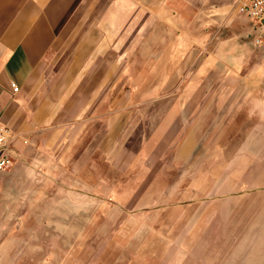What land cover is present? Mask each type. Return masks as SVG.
Here are the masks:
<instances>
[{
    "label": "rangeland",
    "instance_id": "374dc122",
    "mask_svg": "<svg viewBox=\"0 0 264 264\" xmlns=\"http://www.w3.org/2000/svg\"><path fill=\"white\" fill-rule=\"evenodd\" d=\"M132 1L131 45L115 51L131 60L93 140L14 132L0 188L23 184L16 209L34 200L47 220L0 208V247L19 244V264H264V35L239 0ZM54 108L62 126L67 105Z\"/></svg>",
    "mask_w": 264,
    "mask_h": 264
},
{
    "label": "crops",
    "instance_id": "0c3cea01",
    "mask_svg": "<svg viewBox=\"0 0 264 264\" xmlns=\"http://www.w3.org/2000/svg\"><path fill=\"white\" fill-rule=\"evenodd\" d=\"M132 3L0 0V122L15 133L48 136L50 142L70 143L86 137L88 141L92 134L89 135V126H93L94 120L98 125L99 106L116 105V62L131 60L130 50L123 54L115 51L118 45H131ZM139 28L147 30L149 25L141 22ZM174 75L180 76L176 69L172 71L171 76ZM11 83L19 88L17 93L12 92ZM159 90L156 88L155 92ZM57 105L68 108L67 121L62 126L52 123ZM49 185L43 184V188ZM19 186L23 184L10 182L0 188V208H7L4 214L13 222L46 221L47 218L40 217L46 214L35 209L39 204L34 200L16 209L21 204L16 203L19 199L10 191ZM39 186L29 183L27 188L37 191ZM17 231L10 236H17ZM8 244H1L0 253L5 247L10 248L11 264H19L18 252L22 247ZM22 252L45 253L46 249L28 245Z\"/></svg>",
    "mask_w": 264,
    "mask_h": 264
},
{
    "label": "built area",
    "instance_id": "2783aa9c",
    "mask_svg": "<svg viewBox=\"0 0 264 264\" xmlns=\"http://www.w3.org/2000/svg\"><path fill=\"white\" fill-rule=\"evenodd\" d=\"M238 11L252 24L255 33L264 35V0H239ZM13 93L19 88L15 83L10 84ZM18 136L5 124L0 122V177L14 163L17 158L16 140Z\"/></svg>",
    "mask_w": 264,
    "mask_h": 264
}]
</instances>
